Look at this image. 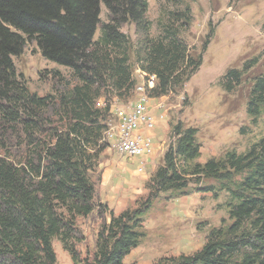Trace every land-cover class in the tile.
<instances>
[{"label":"trees","instance_id":"1","mask_svg":"<svg viewBox=\"0 0 264 264\" xmlns=\"http://www.w3.org/2000/svg\"><path fill=\"white\" fill-rule=\"evenodd\" d=\"M167 2L176 8L161 7L159 32L152 37L147 0H0V264H55L53 238L73 264H138L123 258L144 235L143 214L152 201L162 192H170V198L185 195L192 180L201 178L227 193L230 221L222 219L211 228L193 253L150 264H264V136L243 152L194 162L200 155L197 129L178 120L171 128L173 140L146 183L147 195L136 207L115 214L95 201L90 173L106 148L102 133L109 110L97 107L96 99L107 88L128 95L135 64L143 78H155L151 96L182 91L210 41L212 31L198 50L191 49L180 34L192 21L190 6ZM126 23L135 26L134 45L120 31ZM28 42L46 60L69 68L78 83L58 96L30 92L13 62ZM256 62L253 57L240 69L228 68L220 79L222 89L234 91ZM263 109L261 73L253 77L246 102L252 124ZM202 190L217 194L212 184ZM95 210L101 223L94 247L81 257L77 218Z\"/></svg>","mask_w":264,"mask_h":264},{"label":"rangeland","instance_id":"2","mask_svg":"<svg viewBox=\"0 0 264 264\" xmlns=\"http://www.w3.org/2000/svg\"><path fill=\"white\" fill-rule=\"evenodd\" d=\"M147 1L146 17L151 21L149 35L153 37L159 32L156 21L161 7L172 10L176 6L167 0ZM182 2L190 6L192 13L190 26L180 33L188 46L198 50L205 35L209 31H212V35L200 67L184 84L182 91L158 96L156 102H162V105L161 109L155 111L159 117L153 128L154 149L151 152L134 157L120 155L105 137L113 121V115L108 110L102 133L106 148L100 154L98 166L90 173V177L94 183L95 201L106 203L115 214L125 208L136 207L146 197V183L173 140L170 132L178 120L185 126L197 129L200 155L194 162H204L230 150L243 152L264 136V109L255 124L250 122L246 113L252 79L264 73V0ZM100 19L101 22L107 19L104 6H101ZM120 31L134 45L137 38L134 24L126 23ZM98 35L99 27L94 39ZM253 57L257 58V62L244 72L241 83L232 92L224 91L220 79L226 70L240 69L245 60ZM13 62L29 91L38 95L58 96L78 83L69 68L43 58L34 42H28L22 54L14 57ZM140 75L143 77L137 65H133L134 87L136 83L143 85L145 82ZM145 89L148 94V87ZM133 98L134 91L120 97L116 91L107 88L96 99L95 105L117 109L127 105ZM242 127L245 129L243 134L240 133ZM211 184L215 185L217 194L202 190V187ZM216 187L215 181L201 178L197 182L192 180L185 195L170 198V192L160 193L143 214L144 235L139 244L124 256L123 261L150 264L164 256L190 254L198 250L211 228L218 227L222 219L230 221L225 206L227 193ZM105 218L109 220L108 213ZM100 223L101 218L96 210L77 218V225L83 234V239L77 244L81 257L92 253ZM52 247L55 264H73L58 239H52Z\"/></svg>","mask_w":264,"mask_h":264},{"label":"built area","instance_id":"3","mask_svg":"<svg viewBox=\"0 0 264 264\" xmlns=\"http://www.w3.org/2000/svg\"><path fill=\"white\" fill-rule=\"evenodd\" d=\"M141 78L147 84L148 95H140L136 83V86L132 89L135 96L133 100L123 107L109 109V112L113 115V121L110 123L109 144H113L120 155L129 157L146 155L154 149L152 142L153 128L159 117L155 111L161 109L162 105V102H156L158 96H151L150 94V89L155 85L153 77Z\"/></svg>","mask_w":264,"mask_h":264},{"label":"bare ground","instance_id":"4","mask_svg":"<svg viewBox=\"0 0 264 264\" xmlns=\"http://www.w3.org/2000/svg\"><path fill=\"white\" fill-rule=\"evenodd\" d=\"M153 77V76H149L148 78ZM153 81H154V77H153ZM146 82L143 83V85H138L137 84V91L140 95H148L146 92ZM107 135L105 134L106 139L108 140V142L110 143V134H111V125L108 127L107 129Z\"/></svg>","mask_w":264,"mask_h":264}]
</instances>
